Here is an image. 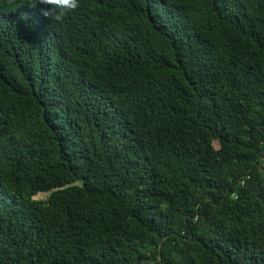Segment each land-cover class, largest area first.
Listing matches in <instances>:
<instances>
[{"label":"trees","instance_id":"obj_1","mask_svg":"<svg viewBox=\"0 0 264 264\" xmlns=\"http://www.w3.org/2000/svg\"><path fill=\"white\" fill-rule=\"evenodd\" d=\"M47 7L0 0V264H264V0Z\"/></svg>","mask_w":264,"mask_h":264},{"label":"clouds","instance_id":"obj_2","mask_svg":"<svg viewBox=\"0 0 264 264\" xmlns=\"http://www.w3.org/2000/svg\"><path fill=\"white\" fill-rule=\"evenodd\" d=\"M36 2L48 6L46 10H41V15L55 22H62L66 15L76 11L80 6V0H36Z\"/></svg>","mask_w":264,"mask_h":264},{"label":"rangeland","instance_id":"obj_3","mask_svg":"<svg viewBox=\"0 0 264 264\" xmlns=\"http://www.w3.org/2000/svg\"><path fill=\"white\" fill-rule=\"evenodd\" d=\"M48 196V193H38L34 199H46Z\"/></svg>","mask_w":264,"mask_h":264}]
</instances>
